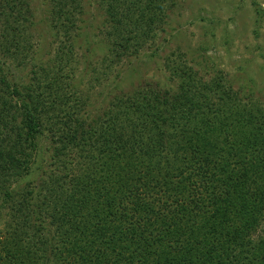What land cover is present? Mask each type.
Returning <instances> with one entry per match:
<instances>
[{
    "label": "trees",
    "instance_id": "trees-1",
    "mask_svg": "<svg viewBox=\"0 0 264 264\" xmlns=\"http://www.w3.org/2000/svg\"><path fill=\"white\" fill-rule=\"evenodd\" d=\"M43 1L38 57L31 0H0V264H264V89L178 59L120 88L176 0H99L92 96L83 0Z\"/></svg>",
    "mask_w": 264,
    "mask_h": 264
},
{
    "label": "rangeland",
    "instance_id": "rangeland-1",
    "mask_svg": "<svg viewBox=\"0 0 264 264\" xmlns=\"http://www.w3.org/2000/svg\"><path fill=\"white\" fill-rule=\"evenodd\" d=\"M98 1L83 0L85 22L81 38L84 42L90 40L92 48L99 45L96 35L103 18ZM31 2L38 29L35 37L38 57H46L51 51V37L42 20L44 1ZM175 2L164 32L158 31L140 56L130 57L121 65L120 77L111 75L109 80L116 79L124 90L133 89L144 81H163L168 72L164 66L171 59H178L189 62L202 74L234 76L239 82L249 80L259 91L264 89V0ZM103 54L104 51L95 46L89 59L77 60L80 72L85 74L81 87L95 97L104 96L102 91L107 84L99 61Z\"/></svg>",
    "mask_w": 264,
    "mask_h": 264
}]
</instances>
